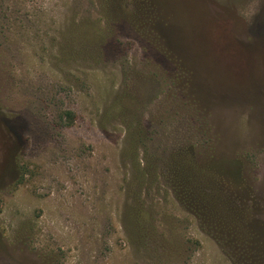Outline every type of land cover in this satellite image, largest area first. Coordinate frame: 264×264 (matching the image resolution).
<instances>
[{"label":"rangeland","instance_id":"obj_1","mask_svg":"<svg viewBox=\"0 0 264 264\" xmlns=\"http://www.w3.org/2000/svg\"><path fill=\"white\" fill-rule=\"evenodd\" d=\"M0 264H264V10L0 0Z\"/></svg>","mask_w":264,"mask_h":264},{"label":"clouds","instance_id":"obj_2","mask_svg":"<svg viewBox=\"0 0 264 264\" xmlns=\"http://www.w3.org/2000/svg\"><path fill=\"white\" fill-rule=\"evenodd\" d=\"M230 7L237 27L243 31L264 10V0H230Z\"/></svg>","mask_w":264,"mask_h":264},{"label":"trees","instance_id":"obj_3","mask_svg":"<svg viewBox=\"0 0 264 264\" xmlns=\"http://www.w3.org/2000/svg\"><path fill=\"white\" fill-rule=\"evenodd\" d=\"M65 115H67V116H69V115H71V112H65Z\"/></svg>","mask_w":264,"mask_h":264}]
</instances>
